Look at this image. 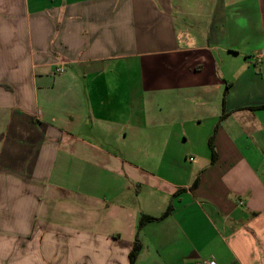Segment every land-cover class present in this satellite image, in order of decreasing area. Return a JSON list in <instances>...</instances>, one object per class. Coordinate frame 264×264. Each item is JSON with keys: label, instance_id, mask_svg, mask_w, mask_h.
<instances>
[{"label": "crops", "instance_id": "0c3cea01", "mask_svg": "<svg viewBox=\"0 0 264 264\" xmlns=\"http://www.w3.org/2000/svg\"><path fill=\"white\" fill-rule=\"evenodd\" d=\"M137 236L135 264H264V0H0V264Z\"/></svg>", "mask_w": 264, "mask_h": 264}, {"label": "trees", "instance_id": "16d2710c", "mask_svg": "<svg viewBox=\"0 0 264 264\" xmlns=\"http://www.w3.org/2000/svg\"><path fill=\"white\" fill-rule=\"evenodd\" d=\"M213 149V148H212ZM173 203L170 202L169 206L167 207V209L164 211V213L160 216H145V215H142L141 218H140V221H139V227L142 226L143 222L146 220V221H150V220H157V219H161V218H165L166 216H168L172 210H173ZM141 249V242H140V239L139 237L137 236L136 237V240L134 242V245L130 251V264H135V260H136V257L138 256L139 254V251Z\"/></svg>", "mask_w": 264, "mask_h": 264}, {"label": "built area", "instance_id": "2783aa9c", "mask_svg": "<svg viewBox=\"0 0 264 264\" xmlns=\"http://www.w3.org/2000/svg\"><path fill=\"white\" fill-rule=\"evenodd\" d=\"M58 71H63V68H58L57 69ZM240 203H243V201H240ZM205 264H218L217 262H216V260L215 259H213V258H211V259H206L205 261Z\"/></svg>", "mask_w": 264, "mask_h": 264}]
</instances>
